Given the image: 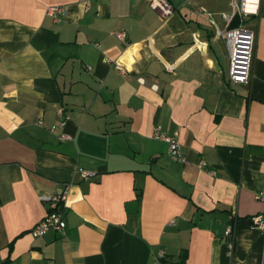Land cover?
I'll list each match as a JSON object with an SVG mask.
<instances>
[{"label": "crops", "instance_id": "1", "mask_svg": "<svg viewBox=\"0 0 264 264\" xmlns=\"http://www.w3.org/2000/svg\"><path fill=\"white\" fill-rule=\"evenodd\" d=\"M229 1L164 19L150 0H0V264H264V0L247 85L228 80ZM65 187V228L34 237Z\"/></svg>", "mask_w": 264, "mask_h": 264}, {"label": "built area", "instance_id": "2", "mask_svg": "<svg viewBox=\"0 0 264 264\" xmlns=\"http://www.w3.org/2000/svg\"><path fill=\"white\" fill-rule=\"evenodd\" d=\"M151 6L158 12L162 18L170 16L175 8L169 2V0H150ZM230 13L226 14L225 18L228 22V27L219 34L225 39L228 69V80L232 84H244L247 85L250 82L252 72V58L255 49L256 31L245 23V20L251 15H258L260 12L261 0H230ZM47 14L50 15L55 21H57L61 15L64 14V9L61 6H49L47 8ZM238 19V24L231 27L230 23L233 18ZM117 38L121 41H125L126 35L124 31L115 32ZM117 68L121 70V67L117 65ZM141 80V79H139ZM57 114L63 115V119L58 123L51 126L52 131H56L59 126H63L68 116L64 114L63 107H58ZM153 137L162 139L168 144L169 155L177 161L186 162L185 156L182 151L181 143L179 141L178 131H174L172 134L163 132L159 126L153 128ZM68 135L60 133L59 138L65 139ZM198 167L204 168L206 163L199 161ZM77 173L82 179H88L95 175V171L90 169L78 168ZM68 189L65 187L61 191L44 197L48 205V211L46 215L40 219L32 228L31 232L34 237L44 235L48 231H62L65 228V220L62 213V208L65 205V199ZM255 199L264 203V190L255 192ZM251 221L254 227H257L263 232L264 235V211L256 215L251 216ZM234 224L230 223L225 228V236L230 239V244H233L234 239ZM165 256L163 250H159L154 257V264H159L161 258Z\"/></svg>", "mask_w": 264, "mask_h": 264}, {"label": "trees", "instance_id": "3", "mask_svg": "<svg viewBox=\"0 0 264 264\" xmlns=\"http://www.w3.org/2000/svg\"><path fill=\"white\" fill-rule=\"evenodd\" d=\"M237 24H238V19L236 17H234L230 23V26L233 27V26H236ZM160 260H164V257L161 258ZM183 260H184V257L181 255V260H179L178 262L173 263V264H181L183 262Z\"/></svg>", "mask_w": 264, "mask_h": 264}]
</instances>
